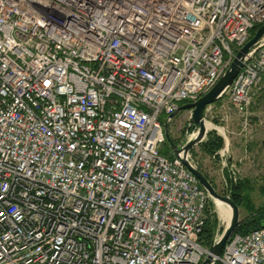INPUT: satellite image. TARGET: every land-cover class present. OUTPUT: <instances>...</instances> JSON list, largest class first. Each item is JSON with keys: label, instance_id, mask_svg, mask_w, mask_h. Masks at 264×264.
<instances>
[{"label": "built area", "instance_id": "obj_1", "mask_svg": "<svg viewBox=\"0 0 264 264\" xmlns=\"http://www.w3.org/2000/svg\"><path fill=\"white\" fill-rule=\"evenodd\" d=\"M263 23L264 0H0V264H201L208 198L163 124ZM263 89L259 41L218 101ZM216 263L264 264V225Z\"/></svg>", "mask_w": 264, "mask_h": 264}, {"label": "rangeland", "instance_id": "obj_2", "mask_svg": "<svg viewBox=\"0 0 264 264\" xmlns=\"http://www.w3.org/2000/svg\"><path fill=\"white\" fill-rule=\"evenodd\" d=\"M188 117L189 112L184 110L168 123L169 137L173 142L177 143L185 134L196 131H185ZM206 120L223 130L224 135L214 131L223 140L222 149L214 158L202 150L201 144L194 145L189 152L192 163L202 169L221 194L227 193L230 180L244 184L239 219L247 217L252 209L248 204L253 209L264 206V89L254 97L245 115L235 113L231 107L221 106L218 101L213 104ZM212 131V128L208 129L207 136ZM163 149L172 153L166 137ZM211 212L217 218L215 233L218 234L226 223L218 214L215 204H212Z\"/></svg>", "mask_w": 264, "mask_h": 264}, {"label": "water", "instance_id": "obj_3", "mask_svg": "<svg viewBox=\"0 0 264 264\" xmlns=\"http://www.w3.org/2000/svg\"><path fill=\"white\" fill-rule=\"evenodd\" d=\"M259 41H264V23L258 27L253 36L241 48L238 49L230 65L220 76L215 85L208 92L199 97L195 102L180 105L174 113L168 116L166 122L163 124L165 137L170 144L174 156L177 157L182 162V164L197 178L200 186L207 195L208 201L215 205L216 201H220L227 204L231 209L229 222L225 224L224 228L218 234H214L208 248V253L202 260L201 264H215L216 258L219 257L225 244L235 232L239 224V208L232 200L228 192L224 195L216 190L207 176L191 162L189 158V152L194 145L201 144L208 134V129L205 128V122L208 121L205 119L203 114L205 106L214 103L221 98L240 69L243 67L246 57L250 54L252 48ZM184 110H187L190 113L188 119L189 125L187 126L186 131H196L192 132L191 134H185V136L179 142L175 143L169 137L168 123L176 114ZM213 125V131H219L222 135H224L223 130L218 129L217 125ZM225 149H227V145ZM223 152L224 150L221 151V154H223Z\"/></svg>", "mask_w": 264, "mask_h": 264}, {"label": "trees", "instance_id": "obj_4", "mask_svg": "<svg viewBox=\"0 0 264 264\" xmlns=\"http://www.w3.org/2000/svg\"><path fill=\"white\" fill-rule=\"evenodd\" d=\"M261 25L262 24H259L253 27V29L250 31L249 38L253 36L257 28L260 27ZM222 145H223L222 138L217 134H215L214 131H212L206 137V139L201 143V148L205 153L216 158L218 157V152L222 149ZM162 153L172 157V154L170 152L167 153L164 149L162 150ZM198 168L202 171L200 167ZM243 186L244 184H242L241 182H232L230 180V184L227 189V192L229 193L232 200L237 204L238 208L241 207L242 205L241 193L243 191L242 190ZM248 205L250 206V208L252 207V209H250V213L247 217L241 218L239 220V224L234 234L243 235L264 225V206L257 209H253V206H251L250 204ZM211 210H212V204L210 203V201H208V205L206 209L207 220L198 237L199 242L206 248H209V245L217 228V218L216 215L211 212Z\"/></svg>", "mask_w": 264, "mask_h": 264}, {"label": "bare ground", "instance_id": "obj_5", "mask_svg": "<svg viewBox=\"0 0 264 264\" xmlns=\"http://www.w3.org/2000/svg\"><path fill=\"white\" fill-rule=\"evenodd\" d=\"M213 126L214 125L212 123L205 122V128L206 129H210ZM217 128L220 129V130H222L221 127L220 128L217 127ZM216 208H217L218 214L220 215L221 219H223L225 223H228L229 222V219H230V216H231V209H230V207L227 204H225V203H222L220 201H216Z\"/></svg>", "mask_w": 264, "mask_h": 264}, {"label": "crops", "instance_id": "obj_6", "mask_svg": "<svg viewBox=\"0 0 264 264\" xmlns=\"http://www.w3.org/2000/svg\"><path fill=\"white\" fill-rule=\"evenodd\" d=\"M162 150H163V148H162ZM172 154V153H171Z\"/></svg>", "mask_w": 264, "mask_h": 264}]
</instances>
